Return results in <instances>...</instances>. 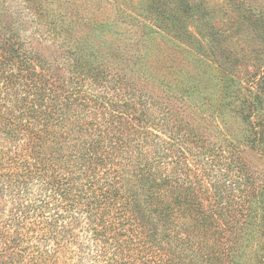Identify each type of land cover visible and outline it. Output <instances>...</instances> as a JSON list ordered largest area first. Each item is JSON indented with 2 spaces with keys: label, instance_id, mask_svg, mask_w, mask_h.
I'll return each instance as SVG.
<instances>
[{
  "label": "trees",
  "instance_id": "1",
  "mask_svg": "<svg viewBox=\"0 0 264 264\" xmlns=\"http://www.w3.org/2000/svg\"><path fill=\"white\" fill-rule=\"evenodd\" d=\"M138 3L142 15H152L162 29L163 21H169L172 45L185 51L186 62L199 71L196 83L183 65L159 68L146 77L163 83L164 76L168 89L181 92L212 89L222 108L237 113L240 137L264 158V95L235 89L229 74L233 68L222 60L217 63L224 69L220 74L209 61L214 52L195 54L187 48V31L174 20L181 8L190 12L181 0L174 5L169 0ZM207 26L211 33V23ZM76 41L62 47L68 65L84 60L88 44ZM41 63L14 35L0 33V140L6 141L0 146V264H264V180L256 191L244 159L237 157L234 164L240 194L235 197L218 181L206 204L198 186L182 184L178 165L163 175L158 134L153 139L144 135L152 147L147 155L153 160H147L136 140L151 133L150 126L144 124L142 132L128 123V114H119L115 118L125 121L121 127L109 119L107 128L98 131L94 123L82 126L69 118L65 112L73 105L84 110L86 99L65 94L58 107L59 92L49 100L53 78L37 70L44 69ZM219 78L225 82L218 83ZM260 85L264 91V73ZM239 99L240 106H234ZM167 118L148 116L162 132ZM192 136L193 142L200 139Z\"/></svg>",
  "mask_w": 264,
  "mask_h": 264
},
{
  "label": "rangeland",
  "instance_id": "2",
  "mask_svg": "<svg viewBox=\"0 0 264 264\" xmlns=\"http://www.w3.org/2000/svg\"><path fill=\"white\" fill-rule=\"evenodd\" d=\"M169 1L174 5L180 0ZM181 1L190 12L181 8L180 17L174 20L181 22L183 31H187L190 38L187 46L192 49L187 48L195 54L214 52L209 61L220 74L224 69L217 63L222 60L226 68H233L234 72L229 74L233 75L235 89L241 87L244 93L253 90L264 95L260 85L264 73V62L260 61H264V0ZM39 4L34 0H0V33L14 35L23 50L41 58L44 69L37 70H44L53 78L55 91L49 100L59 96V92L63 94L57 97L58 107L64 103L65 94L68 97L74 93L86 99L84 110L73 105L65 112L69 118L79 120L82 126L94 123L93 129L98 131L107 128L109 119L121 127L125 121L115 118L119 114H128L126 119L129 117L131 121L128 123L135 124L142 132H146L144 124L150 126L147 128L151 133L138 136L137 146H143L142 151L147 155L152 147L145 143L144 135L153 139L152 134H158L163 140L160 144L163 175L178 165L182 184L198 186L199 194H205L206 204L210 205L207 200L218 181L235 197L240 194L234 166L237 157L247 162L256 191L261 188L264 158L240 137L242 123L233 109L220 106L217 100L220 96H214L212 89L198 93L168 89L164 76L163 83L157 77H146L159 68L183 65L191 71L193 82H198L195 65L186 62L185 51L172 45L168 20L163 21L162 29L152 15H142L138 0H41ZM126 8L131 11L127 13ZM53 28L59 33H54ZM166 38H170L168 42ZM79 39L88 44L84 60L68 65L62 47L75 46ZM203 79L210 84L209 78ZM217 82L225 81L219 78ZM240 100L234 106H240ZM164 114L169 119L163 122L162 132L161 126L150 125L148 116L156 120L157 115ZM176 132L180 135L174 139ZM192 133L200 138L198 142H193ZM86 138L90 140L89 136ZM3 144L6 145L4 139L0 140V146ZM147 160L152 162L151 153ZM31 199L24 197V201ZM11 207L12 201L6 207V214Z\"/></svg>",
  "mask_w": 264,
  "mask_h": 264
}]
</instances>
